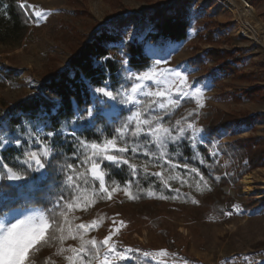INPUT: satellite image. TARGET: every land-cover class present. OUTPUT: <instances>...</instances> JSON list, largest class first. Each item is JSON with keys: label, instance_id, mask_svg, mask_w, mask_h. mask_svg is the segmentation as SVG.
<instances>
[{"label": "rangeland", "instance_id": "374dc122", "mask_svg": "<svg viewBox=\"0 0 264 264\" xmlns=\"http://www.w3.org/2000/svg\"><path fill=\"white\" fill-rule=\"evenodd\" d=\"M220 1L229 0H25L33 6V9H30L31 14L33 10H42L50 15L44 20L32 14L31 30L20 46L0 43V70L13 69L20 82L17 86L10 83L0 86V110L3 103L13 104L21 98L37 94L39 83L48 72L66 70L71 61L74 39L78 36L88 35L94 29L108 25L121 35L124 42L136 39L142 41L152 32V26L148 22L126 19L112 23V17L128 16L126 13L147 17L159 5L174 4L178 8L184 7L187 11L190 21L187 40L182 43H154L148 39L146 54L154 62L151 68L175 69L184 73L193 89H201L200 102L203 107H199L195 99L185 98L181 99L180 106L171 113L177 112V118L181 121L192 119V123L199 129L203 126L201 117L208 110L250 119L249 122L234 126L223 134L220 140L212 144L215 150L218 144H232L248 138H257L264 143V45L243 37L242 22L229 13L221 15ZM246 1L254 7L257 20L264 24V0ZM220 26H226V29L220 32ZM208 32H215L213 40L208 41L206 38ZM255 35L260 39L256 31ZM211 49L238 51L235 54L241 58V64L237 71L225 76L209 60H205L203 68L191 65L195 56H202ZM119 60L123 63L126 59L120 54ZM123 66L127 69L124 78L130 84L127 79L128 72H131L128 62L123 63ZM147 83L152 85L151 81ZM247 93L253 98L249 99ZM92 97V107L99 108L110 125L120 123L122 108L134 110L132 105L118 106L116 101L108 100L95 92ZM173 98L177 97L174 95ZM101 100H104V104L100 103ZM113 108L117 110L115 113ZM195 141H206L203 129L197 133ZM217 155L219 162L223 164L224 155L219 152ZM50 159L51 157L48 162ZM47 164L42 170L45 177ZM262 170L264 167L251 170L238 181L230 180L223 187L219 186L220 180L226 176L232 177L234 173L213 176L217 188L223 192L221 199L224 203L218 206L222 215L199 220L189 205H172V208L181 207L180 210L173 209V213L165 218L166 227L173 238V250L163 245L151 220L141 219L126 208L129 197L121 191L112 193L107 202L106 208L111 212V218L105 225L96 220L98 226L88 232V238L94 237L97 241H102L118 227L119 232L113 235L112 241L116 242L119 248L132 247L149 252L166 249L169 255L157 258L164 261V264H233L234 257L241 258L235 264H244L242 257L245 255L250 256L254 264H261L264 262V206L260 203L253 205L252 202L264 199V189L257 183V194L247 196L241 181L251 173H256L264 179ZM35 173L41 175L39 172ZM25 181L7 180V183L19 188ZM2 198L3 193L0 192V201ZM229 199L234 200L232 207L226 205ZM195 201H198V205L202 204V199ZM237 205L238 208L235 207ZM134 207V211L140 210V207ZM229 212L231 215L226 214ZM72 215L78 217L73 220L74 224L91 223V220L84 221L75 212L70 214ZM68 245L77 246L71 239L65 241L64 246ZM69 254H58L56 246H50L45 264H67L63 257ZM141 258L145 259L142 256ZM147 261L156 264V261Z\"/></svg>", "mask_w": 264, "mask_h": 264}, {"label": "trees", "instance_id": "16d2710c", "mask_svg": "<svg viewBox=\"0 0 264 264\" xmlns=\"http://www.w3.org/2000/svg\"><path fill=\"white\" fill-rule=\"evenodd\" d=\"M20 1L0 0V43H12L13 46H20L31 30L33 21L31 11L28 9L26 16L25 11L17 6ZM150 13L147 17L126 13L125 15L128 16L114 15L111 19L112 23L126 19L148 22L152 26V32L145 40L136 39L132 42H124L121 35L108 25L94 29L88 35L78 36L74 39L71 61L66 70L48 72L39 83L40 88L37 94L21 98L13 104H2L0 135L6 134V138L10 137L13 140L20 138L24 142L20 149L14 143L0 148V156L10 165L17 168L26 167L21 163L22 151L39 147L35 143L33 133H40L45 138L50 131L56 133L49 139V142L54 146V151L47 164V176L43 181L33 180L34 177H39L35 172H29L25 178V184L19 188L9 185L7 180H1L0 192L6 193L9 188H14L17 193L7 199L9 207L43 210L52 208L56 198L60 195L71 198L72 190L68 189L63 181L66 164H77L79 160L80 153L76 145V138L89 141L102 140L104 137L114 134V129L130 114V111L122 108L120 123L110 125L102 116L101 110L96 108L92 124L85 121L70 123L75 120L76 115L83 114L85 107L93 106V89L100 86L101 82L105 80L113 90L121 84L129 86L124 78L127 71L119 60L120 54L127 60L131 72H143L151 68L154 62L146 54V40L151 39L154 43L160 41L182 43L187 40L190 21L184 7L178 8L174 4L159 5ZM219 29L220 32H223L226 26H220ZM214 33H207L208 41L214 39ZM236 52L238 51L211 49L202 56H195L191 65L203 68L205 60H209L218 67L222 74L229 76L236 72L241 64V58L236 56ZM7 83L12 86H17L20 83L19 76L13 69L0 70V86ZM246 95L249 99L253 98L249 93ZM116 103L119 106V103ZM201 118L203 119L202 129L206 141L193 142L186 137L176 144H169V152L172 153L171 158L174 161L187 163L190 167L197 168L207 180V185L200 181L194 173L182 168L176 169V172L184 176L188 182L182 184L179 180H171L169 181L171 187H165L159 179L145 174L142 170L138 171L136 176H132L127 165H115L107 161L102 164L107 173L106 183L110 191L116 188V191L124 192V182L129 179L133 181L129 191L136 198L129 199L126 202V208L141 219L151 220L152 224L156 226L163 245L169 250H173L174 244L171 232L166 227L165 218L173 213V209L180 210L181 208L172 207L176 204L189 205L199 220L222 215L218 206L220 203H224L221 199L223 192L217 188L213 176L234 173V176H226L220 180L219 186L223 187L230 180L238 181L251 170L264 167V143L257 138L242 139L232 144H218L216 150L212 145L232 127L249 122V118H244V116L238 118L236 115L210 110L205 112ZM177 120H179L177 112H170L164 115L163 122L174 125ZM188 122L192 123L193 120L181 121L184 126ZM73 132L75 136L70 134ZM188 135H191L190 131ZM217 152L224 155L223 164L219 162ZM73 153L76 155L74 156ZM126 155L131 157V154ZM16 157H20V159L17 160ZM131 158L138 165L148 162L150 172L160 171L158 167H151L156 163L155 161H150L143 155ZM201 160L204 163H201ZM81 184L83 185L82 181ZM83 186L87 187L91 193L93 190L91 178H89L88 185ZM95 187L98 189V182ZM177 188L179 192L174 191ZM161 196L167 198L160 199ZM93 198L94 204L86 209L76 210L75 214L84 221L95 219L105 225L112 215L106 208L109 201L107 193L97 190ZM196 199H202V204L193 203V200ZM226 203L228 207H232L234 200L229 199ZM257 203L264 206V199L252 202L253 205ZM134 206L140 207V210L134 211ZM0 211H8L3 207V200L0 201ZM88 237L87 233L86 238ZM72 242L79 245L78 240H72ZM51 246H56V250H58L60 244L58 241H53ZM49 249L50 247H44L36 253L38 264H45ZM135 256L137 258L124 262V264H137V259L145 261V264H153L141 256Z\"/></svg>", "mask_w": 264, "mask_h": 264}, {"label": "snow or ice", "instance_id": "6c2138e0", "mask_svg": "<svg viewBox=\"0 0 264 264\" xmlns=\"http://www.w3.org/2000/svg\"><path fill=\"white\" fill-rule=\"evenodd\" d=\"M22 11L33 9L25 0L17 5ZM32 14L40 19H47L50 13L42 10H33ZM127 64V60L123 61ZM159 64V61L156 62ZM127 71V69H126ZM129 86L119 85L113 90L108 81H102L93 91L100 96L111 101H116L122 105H132L134 110L129 109L130 114L114 129V134L104 137L102 140L89 141L83 138H76V145L80 153L77 164L67 163L63 184L72 190L71 198L60 195L56 198L52 208L33 209L25 211L23 209L11 208L7 199L17 193L14 188H9L8 192L3 193V207L8 211H0V264H38L36 253L44 247H50L53 241H58L60 247L58 254L70 253L64 256L67 264H123L125 261L137 258L134 254L142 256L145 260L156 261V264H164V261L157 258L169 255L166 249L155 252L142 251L137 248H119L117 243L112 241L113 235L119 232H110L102 241L96 238H86V234L97 225L94 219L90 224H74L73 220L78 219L74 215L76 210L86 209L95 203L94 195L98 190L107 193V198L111 199L112 192L116 188L109 190L106 183L107 173L102 167L104 161L115 165H127L131 170L132 176H136L142 170L145 174L154 176L161 181L165 187H171L169 181L179 180L182 184L188 181L176 169L182 168L194 173L207 185L204 175L195 167H190L187 163L174 161L172 153L169 152V144H176L186 137L190 141H195L198 132L202 131L194 123L188 122L186 126L177 120L174 125L163 122L164 115L180 106L181 99H195L199 107H203L200 102L202 96L201 89H193L188 83L187 76L175 69L149 68L143 72H128ZM151 81L150 86L147 82ZM177 98L174 99L173 96ZM142 97L144 99H142ZM104 104V100L100 101ZM113 113L117 110L112 109ZM163 113V114H161ZM96 115L94 107H85L83 114H78L74 121H85L92 123ZM191 133L189 136L188 133ZM75 136V133H70ZM35 143L38 148H29L22 151V165L26 167L17 168L4 161L0 156V180L22 181L28 176L29 172H39V177H34V181H43L48 158L52 156L54 146L49 139L56 135L48 132L45 138L40 133H33ZM31 138V136H30ZM14 143L15 146L22 148L23 141L20 138H6V134L0 135V148ZM194 146V143H193ZM136 155H143L150 161H155L151 167H158L160 171L150 172V164H137L132 158ZM75 156L76 153H73ZM17 160L20 157H16ZM162 162V163H161ZM204 163L203 160L200 161ZM167 166V167H166ZM165 173H168L167 175ZM89 178L93 182V190L90 193L87 187ZM83 182V185L81 184ZM98 182V189L96 183ZM123 189L129 199H135L129 188L133 181L131 179L124 182ZM199 186V184H198ZM209 190H211L209 188ZM179 192V189H174ZM167 197L161 196L160 199ZM198 201L193 200V203ZM235 207H239L238 205ZM19 212L17 216L15 213ZM231 215V213H226ZM12 216L9 220L8 217ZM115 223V222H114ZM123 225V221L120 222ZM78 240V246H64L67 240ZM175 255V254H172ZM240 257L233 258V264ZM244 264H254L253 259L245 255L242 257ZM137 264H145V261L137 259ZM264 264V262H261Z\"/></svg>", "mask_w": 264, "mask_h": 264}, {"label": "bare ground", "instance_id": "6f19581e", "mask_svg": "<svg viewBox=\"0 0 264 264\" xmlns=\"http://www.w3.org/2000/svg\"><path fill=\"white\" fill-rule=\"evenodd\" d=\"M231 14L236 20L242 22L241 35L254 42H260L264 45V24L256 18V11L254 7L246 0H229L220 1V14ZM253 24V25H252ZM255 31L259 34L260 39L256 37ZM264 174V170L261 171ZM260 183L262 190L264 189V179L260 178L256 173L246 175L241 184L244 187V192L247 196H254L257 194L255 185ZM17 212L15 215H19ZM9 220L12 219L10 215Z\"/></svg>", "mask_w": 264, "mask_h": 264}]
</instances>
